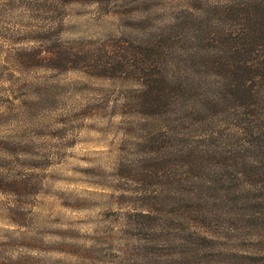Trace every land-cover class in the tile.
<instances>
[{
    "label": "rangeland",
    "instance_id": "rangeland-1",
    "mask_svg": "<svg viewBox=\"0 0 264 264\" xmlns=\"http://www.w3.org/2000/svg\"><path fill=\"white\" fill-rule=\"evenodd\" d=\"M246 1L0 0V264H131L163 243L223 264L202 237L264 253V154L231 109H189ZM155 82L169 105L139 111Z\"/></svg>",
    "mask_w": 264,
    "mask_h": 264
},
{
    "label": "trees",
    "instance_id": "trees-1",
    "mask_svg": "<svg viewBox=\"0 0 264 264\" xmlns=\"http://www.w3.org/2000/svg\"><path fill=\"white\" fill-rule=\"evenodd\" d=\"M234 14L238 24L237 33L228 31L208 41L214 43L212 55L205 52L200 60L201 69L214 81L212 84L204 82L201 89V100L190 104V111L195 113H208L217 108L231 109L237 114L242 124L239 125L244 134L248 136L247 153L258 151L264 154V0H248L239 6ZM155 90L150 97L139 98L136 108L139 111H156L166 108L169 104L166 97L162 96L155 82ZM181 96L191 94L196 88L194 84L186 87L178 85ZM183 88V89H182ZM178 96V95H177ZM175 98V95H174ZM182 98V97H181ZM257 126H252V123ZM250 138V141H249ZM242 152V151H241ZM244 153V152H242ZM228 161L231 157L233 166H243L244 162L228 152H215L213 157ZM243 156V155H242ZM218 157V158H217ZM240 157V154H239ZM203 243L197 246L195 252L203 253L207 257L214 255L223 256V264H264V253L244 254L229 252L221 246H215V240L201 238ZM153 244L150 246H133L129 250L128 261L131 264H140L145 259V264H199L179 258H172L164 254L171 250L169 244ZM150 257V258H149ZM208 262H211L209 260Z\"/></svg>",
    "mask_w": 264,
    "mask_h": 264
}]
</instances>
